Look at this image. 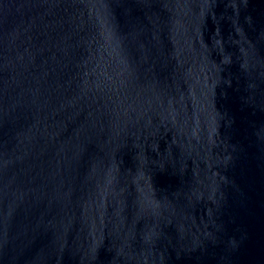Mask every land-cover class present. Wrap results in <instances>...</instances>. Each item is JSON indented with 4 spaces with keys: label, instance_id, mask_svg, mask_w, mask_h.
I'll use <instances>...</instances> for the list:
<instances>
[{
    "label": "water",
    "instance_id": "water-1",
    "mask_svg": "<svg viewBox=\"0 0 264 264\" xmlns=\"http://www.w3.org/2000/svg\"><path fill=\"white\" fill-rule=\"evenodd\" d=\"M0 264H264V0H0Z\"/></svg>",
    "mask_w": 264,
    "mask_h": 264
}]
</instances>
